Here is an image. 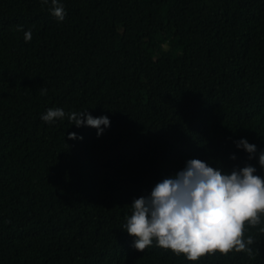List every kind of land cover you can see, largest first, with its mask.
I'll return each mask as SVG.
<instances>
[{
  "label": "trees",
  "instance_id": "obj_1",
  "mask_svg": "<svg viewBox=\"0 0 264 264\" xmlns=\"http://www.w3.org/2000/svg\"><path fill=\"white\" fill-rule=\"evenodd\" d=\"M61 2L57 20L41 0H0V264H264L260 225L245 222L251 255L197 260L137 250L120 228L186 158L264 175L233 144L264 148V0ZM50 107L110 124L45 122Z\"/></svg>",
  "mask_w": 264,
  "mask_h": 264
},
{
  "label": "clouds",
  "instance_id": "obj_2",
  "mask_svg": "<svg viewBox=\"0 0 264 264\" xmlns=\"http://www.w3.org/2000/svg\"><path fill=\"white\" fill-rule=\"evenodd\" d=\"M41 4L47 5L57 20L64 19L61 0H41ZM23 39H31L30 29L23 31ZM65 116L76 127L92 126L97 136L110 124L107 115H92L84 108L65 113L60 107H50L40 114V119L55 122ZM67 136L82 138L74 131ZM233 144L248 159L255 157L264 172V148L258 149L245 137L234 139ZM229 158L235 159L236 154L230 153ZM245 222L260 225V231H264V175L257 174L250 163L224 169L212 166L208 160L189 157L180 168L163 175L131 199L130 214L120 228L132 235L131 246L137 250L155 241L157 246L197 260L214 251L224 254L243 250L251 255L253 236H243Z\"/></svg>",
  "mask_w": 264,
  "mask_h": 264
}]
</instances>
